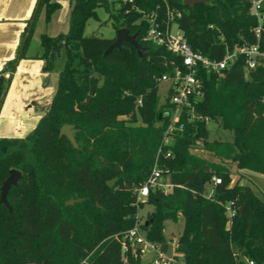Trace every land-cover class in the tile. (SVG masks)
Listing matches in <instances>:
<instances>
[{
	"label": "trees",
	"instance_id": "obj_1",
	"mask_svg": "<svg viewBox=\"0 0 264 264\" xmlns=\"http://www.w3.org/2000/svg\"><path fill=\"white\" fill-rule=\"evenodd\" d=\"M71 1L69 30L41 34L43 50L35 55L45 72L58 67L49 107L26 136L0 138V198L10 169L21 172L7 195L13 211L0 203V264H147L133 247L123 252L122 243L145 202L153 210L141 227L154 243H168L167 221L184 220L176 251L185 264H264V198L240 180L233 183L230 169L264 174V65L246 72L240 55L222 73L200 67L202 96L191 99L196 115L185 109L177 122L183 129L173 130L165 145L175 106L172 90L163 102L159 87L180 59L146 40L147 16L154 12L160 27L175 21L195 51L220 60L227 49L257 41L250 1ZM99 6L116 30L137 33L141 56L127 42L105 54L115 37L85 34ZM60 7L61 0H38L21 52L0 71V106L7 72L25 56L40 11L49 22ZM260 43L264 50V19ZM206 118L229 139L211 140ZM65 124L73 125L78 148L59 135ZM156 165L173 187L151 189L138 201L136 189ZM214 176L221 183L214 184ZM70 199L81 200L66 205Z\"/></svg>",
	"mask_w": 264,
	"mask_h": 264
},
{
	"label": "built area",
	"instance_id": "obj_2",
	"mask_svg": "<svg viewBox=\"0 0 264 264\" xmlns=\"http://www.w3.org/2000/svg\"><path fill=\"white\" fill-rule=\"evenodd\" d=\"M124 1H128L129 3L133 2V0ZM249 1L251 4L250 13L254 15L258 21V24L253 29L257 41L253 44L245 43L232 50L227 49L225 55L220 60H211L199 51H195L182 32H177L175 34L171 32L170 23L164 28L160 27L154 12L147 16V20L150 22V28L148 29L146 40L155 45L164 46L168 51L175 54L180 59L179 64L172 63L173 67L170 73H165L161 77V82L168 83L169 90H172L170 102L175 106V110L171 116V122L165 133V145L171 143V132L173 130L183 129V124L177 125V122L185 109L190 118H194L196 115L191 99H200L202 96V84L198 77L200 67L206 69L207 72L222 73V71L227 69L240 55L245 58L246 72L264 65V50L261 49L260 43L262 21L264 19V11L262 10L264 0ZM178 15H180V13H178ZM169 17L173 18L170 12ZM205 120L207 122L209 121L208 118ZM170 155L171 152L169 151L167 156ZM212 180L214 184L221 183L220 177L214 176ZM172 187L173 185L164 174V170L156 165L148 179L136 189L137 200L145 201L151 189H162L168 192ZM231 205L232 202L226 206L229 216L234 214ZM122 241L123 252L128 251L129 247H133L140 257H150L147 264H185L182 255L176 251V239H172L171 245L173 253L172 255H168L170 244L168 243V249L164 252L162 244L154 243L147 238L138 219L132 228L124 232ZM249 264H254V262L249 261Z\"/></svg>",
	"mask_w": 264,
	"mask_h": 264
},
{
	"label": "crops",
	"instance_id": "obj_3",
	"mask_svg": "<svg viewBox=\"0 0 264 264\" xmlns=\"http://www.w3.org/2000/svg\"><path fill=\"white\" fill-rule=\"evenodd\" d=\"M61 1L60 9L53 13L50 22H46L45 14L38 17V30L33 32L34 38L31 37L33 43L32 40L29 42L25 56L7 72L9 84L0 106V138L26 136L35 128L56 92L58 72L56 69L45 72L44 61L35 55H40L43 50L41 34L56 36L69 30L73 2ZM37 3L38 0H0V71L21 52L23 33ZM52 20L55 25L51 27ZM59 26L61 29L55 31Z\"/></svg>",
	"mask_w": 264,
	"mask_h": 264
},
{
	"label": "rangeland",
	"instance_id": "obj_4",
	"mask_svg": "<svg viewBox=\"0 0 264 264\" xmlns=\"http://www.w3.org/2000/svg\"><path fill=\"white\" fill-rule=\"evenodd\" d=\"M109 2L111 3V0H109ZM61 4H62V1H61ZM44 14H45V9H42L40 11L38 17L41 15H44ZM96 14H97V18L89 19V21L86 25V28H85V34L88 36H99V37H105V38L116 37L117 30L114 28L111 21L109 20L110 13L106 10V8L103 6L97 7L96 8ZM38 19L36 21L34 32H35V30H38V27H39V25L37 24L39 21ZM53 23H54V20L51 21V27L55 25ZM60 29L61 28L59 26L58 29H54V30L59 31ZM64 29H65V27H64ZM66 32L67 31H64V33H66ZM171 32L173 34H175L177 32H181L175 21H172V23H171ZM34 35H35V33H33L32 38H34ZM31 40L33 43V39H31ZM31 40H30V42H31ZM55 69L58 72V67H56ZM168 92H169V84L166 82H161L160 87H159V93L161 96V100L163 102L165 101V98H166ZM207 126L211 130V132H210V139L211 140H213V139H220V140L229 139L228 133L225 132L223 129H221L213 121H208ZM196 153H198L200 155H205V153L201 150H197ZM230 169H231V173H232L233 183L236 182L237 180H242L243 183H241V184L250 185L253 188V190L255 191V193L260 198H264V174L259 173V172H255L252 170H248V169H238L236 165H231ZM205 188H206V195H209L211 188H212L211 184L207 183ZM144 204H145L144 207L139 209L137 212V215H136V221L138 219L139 223L144 222L147 219L148 214L150 212H152V210H153V206L151 204H148L147 202H145ZM12 211H13V209H12ZM183 227H184V220L183 219H178V221H176V222L167 221L165 223L164 233H165V236L167 238L168 243L170 244L168 255H172V253H173L172 245H171L172 239L177 240L180 237L182 230H183ZM149 259H150L149 256L148 257H142L143 261H148Z\"/></svg>",
	"mask_w": 264,
	"mask_h": 264
},
{
	"label": "water",
	"instance_id": "obj_5",
	"mask_svg": "<svg viewBox=\"0 0 264 264\" xmlns=\"http://www.w3.org/2000/svg\"><path fill=\"white\" fill-rule=\"evenodd\" d=\"M208 0H183L184 5L186 6H194L199 3H204ZM37 12V7L35 9V13ZM123 42H127L134 46L138 52V54L141 56L143 51L145 50V47H143L138 41H137V33L131 34L129 30L125 27L117 29V35L114 39V41L108 46V48L105 51V54L113 50L114 48H120L121 44ZM88 102H85L84 104H87ZM73 125L71 124H65L60 129V136H65L68 138L70 143L73 145L74 148H78V143L75 139V136L73 134ZM21 177V172L17 169H10L9 176L5 179L3 182V185L1 187V198L0 203H3L11 212L12 207L9 204V201L7 199L8 192L10 188L13 185L17 184L18 179ZM81 199H70L65 202L66 205L74 204L77 201H80ZM168 243L162 244V249L164 252L168 249Z\"/></svg>",
	"mask_w": 264,
	"mask_h": 264
}]
</instances>
